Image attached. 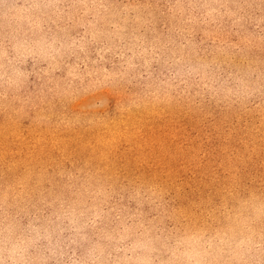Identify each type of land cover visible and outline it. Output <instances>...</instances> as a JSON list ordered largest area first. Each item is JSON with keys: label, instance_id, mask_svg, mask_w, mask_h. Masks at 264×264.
I'll list each match as a JSON object with an SVG mask.
<instances>
[{"label": "rangeland", "instance_id": "obj_1", "mask_svg": "<svg viewBox=\"0 0 264 264\" xmlns=\"http://www.w3.org/2000/svg\"><path fill=\"white\" fill-rule=\"evenodd\" d=\"M34 2L15 0L21 36L52 55L29 57L26 80L0 99V221L39 237L46 264L133 229L155 262L227 259L224 246L246 236L258 245L264 2L97 0L93 11L61 0L56 23L23 11ZM97 75L115 78L77 103H22L49 76Z\"/></svg>", "mask_w": 264, "mask_h": 264}, {"label": "clouds", "instance_id": "obj_2", "mask_svg": "<svg viewBox=\"0 0 264 264\" xmlns=\"http://www.w3.org/2000/svg\"><path fill=\"white\" fill-rule=\"evenodd\" d=\"M228 6L227 0H210L209 3L203 5V7L213 9H226ZM64 7L61 0H36L24 7L23 11L29 15H36L40 19L51 20L55 16L56 20H53V23H56L57 20L63 19L60 13ZM66 7L70 9L80 7L94 11L98 7L103 8L104 5L98 4L97 0H89L88 3H84L83 0H74ZM20 9L21 6H18L15 0H0V17L8 22V30L0 32V99L10 91H18L23 80H26L28 74L22 73L20 66L29 57L46 59L52 55L51 52L46 53L36 46L39 40L35 34L27 39L21 36L17 24ZM233 14L243 18L239 7L233 10ZM101 34L108 33L101 32ZM22 39L25 40L24 43H21ZM32 40H36V43L29 42ZM55 51L59 53L60 49ZM118 75L122 76L123 74ZM72 76L73 72L70 69L69 77ZM114 78L113 76L111 79ZM111 79L107 75H97L94 80L85 85L83 83L84 76L79 77V83L71 79H66L61 83L49 76L45 80L44 86L30 100L22 101V103L42 105L51 103L54 99L65 104L77 103L91 91L109 85ZM252 211L253 213L258 211L259 217L264 220V206H261L259 210L253 209ZM135 232L136 230L133 229L130 234L132 239L129 235H125L116 241L102 236L90 240L88 251L83 258L64 261L63 264H264V259L252 258L257 251L261 257H264V227L261 228L258 245L255 243L254 237L249 239L247 236L243 240H233L231 243H227L224 246V251L228 258L223 260L208 259L207 256L211 255L208 252L207 255L202 253L200 258L179 257L174 260L155 262L144 258L139 246L132 242L133 239L138 238ZM38 239L39 237L33 238L23 233L17 225L0 221V264H46L42 258L44 249L38 245Z\"/></svg>", "mask_w": 264, "mask_h": 264}]
</instances>
